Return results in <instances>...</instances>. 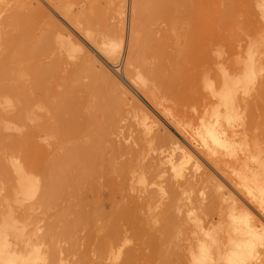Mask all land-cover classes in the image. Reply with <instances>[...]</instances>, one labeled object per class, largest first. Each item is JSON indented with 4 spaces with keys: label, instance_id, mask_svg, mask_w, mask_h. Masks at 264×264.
<instances>
[{
    "label": "bare ground",
    "instance_id": "obj_1",
    "mask_svg": "<svg viewBox=\"0 0 264 264\" xmlns=\"http://www.w3.org/2000/svg\"><path fill=\"white\" fill-rule=\"evenodd\" d=\"M43 1L0 0V154L33 143L38 164L25 172L13 161L17 193L9 156L0 155V175L11 172L3 181L12 182L14 199L37 196L22 210L38 211L63 189L77 208L70 197L63 213L75 209L79 220L99 215L94 222L112 214L110 224L97 225L105 233L95 244L97 264L111 257H122L121 264H230L247 255L250 233L264 232V110L252 116L256 99L264 102V80L252 55L242 69L227 67L225 32L236 11L231 18L227 0ZM255 2L264 18V0ZM122 6H130L129 28ZM85 186L90 200L83 204ZM126 192L134 193L129 206L116 211ZM9 198L0 197V219L15 213ZM17 224L0 225L5 262L81 258L75 247L42 251L39 236L29 253H16L10 237L23 235ZM132 228L149 234L144 247L126 249ZM247 258L264 264V246L257 242Z\"/></svg>",
    "mask_w": 264,
    "mask_h": 264
},
{
    "label": "rangeland",
    "instance_id": "obj_2",
    "mask_svg": "<svg viewBox=\"0 0 264 264\" xmlns=\"http://www.w3.org/2000/svg\"><path fill=\"white\" fill-rule=\"evenodd\" d=\"M39 2V5H43L42 4V2L44 3V1L42 0H38ZM234 1V3H232ZM254 1V2H253ZM256 0H232V2H230V1H228L227 0V10L229 11L230 10V12H231V18L232 17H234V15L236 16V17H234L233 18V21L231 20V18H229V20H231V21H227V32H225V35L227 36V55H225L226 57H227V67H230V65L231 64H233V65H231V66H233V67H235L236 65V67L235 68H240V69H242V67H245V61H246V59H248L249 58V56L250 55H252V56H254V59H255V65H256V68H257V70H261V68H262V71H260L261 72V79L262 80H264V76H263V74H264V18L261 16V12H260V10H259V8H258V5H257V2H255ZM230 3L232 4V7H231V5H230ZM129 4H131V0H129ZM233 6L235 7L234 9H233ZM249 6V7H248ZM248 7V8H247ZM250 7H252V8H250ZM238 8V9H237ZM251 10H250V9ZM253 10V11H252ZM122 11L124 12V14H123V18H126L127 19V25H128V28L129 27H131V24H132V22L130 21L131 20V11H130V6H122ZM234 11H236V13L234 12ZM255 11V12H254ZM235 14H234V13ZM232 13H233V15H232ZM243 13V15H241V14ZM240 14V15H239ZM241 16V18H239ZM262 17V18H261ZM236 18V19H235ZM237 18H239L240 19V21L242 22L243 21V23H240L239 22V20L237 19ZM250 19V21H249V19ZM237 21L238 20V24L237 23H233L235 20ZM249 24H248V23ZM252 22V23H251ZM240 23V24H239ZM243 24H246L245 25V28L243 27ZM231 25V26H230ZM242 25V26H241ZM248 25L251 27H249L248 28ZM253 25H255V26H253ZM235 27L234 29H238L237 31H235V30H232L233 31V33H232V31H230V28H232V27ZM246 26H247V28H248V30L246 29ZM167 27H168V25L166 26V23H162L161 24V26H160V29H161V31L163 32L164 30H166L167 29ZM229 27V28H228ZM239 28H240V30H239ZM241 28H242V30H244L245 32H243L242 30H241ZM239 31V32H238ZM242 31V32H241ZM231 32V33H230ZM248 33V34H247ZM238 34H241V35H238ZM159 35H160V33H159ZM237 36H240L239 38L237 37ZM242 36V37H241ZM232 37H234L233 39H232ZM237 38H238V41H237ZM234 41V42H233ZM255 43V44H254ZM248 47V48H247ZM246 49H247V51H246ZM170 50V49H169ZM170 51H172V50H170ZM238 54H239V56H238ZM231 56V57H230ZM240 57V58H239ZM248 57V58H247ZM259 58V59H258ZM240 61H239V60ZM245 60V61H244ZM234 61V62H233ZM236 61V62H235ZM237 61H239V62H237ZM244 62V63H243ZM261 62V63H260ZM242 66H241V65ZM244 65V66H243ZM260 65H261V67H260ZM260 67V68H259ZM263 72V73H262ZM260 79V80H261ZM148 81H150V84H152L151 83V80L150 79H148ZM131 89H132V87H130ZM133 91H134V89H132ZM172 91H173V89H171ZM175 91V90H174ZM177 91V90H176ZM175 91V92H176ZM204 91V90H203ZM135 92V94H137L138 95V93H136V91H134ZM206 92V91H205ZM177 94H180V92L178 91V93H176L175 95H177ZM133 97V99H134V96H132ZM136 97V96H135ZM130 98V96L128 97V99ZM132 99V100H133ZM260 99H262V98H258V99H256L257 101H258V104H259V110H258V108H257V106L258 105H256V107L255 106H253V109H252V111H253V113H252V116L254 115V114H256V112H257V114H259L262 110L261 109H263L264 110V102L262 101V100H260ZM135 100V99H134ZM136 100H137V98H136ZM135 100V101H136ZM255 100V101H256ZM138 101V100H137ZM134 102V101H133ZM263 102V103H262ZM167 104H169V105H172V103L171 102H168V103H166V105ZM150 107V106H149ZM254 108H256V109H254ZM250 109V108H249ZM249 109H248V111H249ZM251 110V109H250ZM250 112L251 111H249V114H250ZM165 119H166V117L164 116V115H162ZM262 116V115H261ZM261 116H259V118L258 119H260V117ZM160 117V116H159ZM256 117V116H255ZM254 117V118H255ZM258 117V116H257ZM158 119V118H157ZM253 120H256V119H253ZM256 121H259V120H256ZM256 123V122H255ZM253 124H254V121H253ZM252 124V125H253ZM258 124V123H257ZM29 125V126H28ZM33 125V122H28V124H27V128H29V127H31ZM27 128L26 129H24V132H26V130H27ZM172 129V128H171ZM172 131H174V130H172ZM5 133H7V134H10V135H13L14 134V136H16V135H19V132L18 131H15V130H5L4 131ZM10 132V133H9ZM24 134H26V133H24ZM185 140H187V142L193 147V148H195V152H197V154L199 153V155L200 156H202L203 155V158H206L205 157V155L203 154V153H201L200 152V150H198V148H197V146H196V144L193 142V141H191L190 139H185ZM193 142V143H192ZM27 147V149L25 148V147H22L20 150L18 149V150H11V149H6L5 150V152H4V150H3V153L5 154V156H4V154H0V155H2L3 156V158L5 157V158H7L8 156V158L7 159H5V164H6V166H8V163H10L9 164V168H10V166H11V168L10 169H12L13 171H14V168H13V164L14 163H19V164H21L22 166V168H24L23 170H25V172H27L28 170H30L31 171V167H32V169H37V166H38V164H36L37 163V161H35L36 159H35V154H33L34 153V151H32V149L33 150H35V148H34V144L33 143H31V145L29 144V146H26ZM29 147V148H28ZM25 148V149H24ZM31 148V149H30ZM201 148V147H200ZM28 149L30 150V151H28ZM27 150V151H26ZM11 151L13 152V155H11ZM14 151H15V153H16V155H18L16 158L14 157ZM26 152H28V153H26ZM9 154V155H7V154ZM21 153H23V154H25V155H23L22 156V158H21ZM15 155V156H16ZM198 155V156H199ZM10 156H11V159H10ZM13 156V157H12ZM28 156V157H27ZM31 157V160H30V157ZM32 156H34V157H32ZM199 156V157H200ZM25 157H26V160H27V162H26V160H24L25 159ZM18 159V160H14V159ZM34 158V159H33ZM200 158H202V157H200ZM9 159V160H8ZM199 160V159H198ZM13 161H14V163H13ZM21 161H22V163H21ZM25 161V162H24ZM30 162V163H29ZM26 163V164H25ZM35 164V166L33 165V164ZM12 164V165H11ZM26 166H25V165ZM29 164V165H28ZM24 166V167H23ZM33 167H35V168H33ZM26 168H27V170H26ZM216 168V167H215ZM209 169V168H208ZM207 169V170H208ZM11 170V171H12ZM35 170H33V171H35ZM213 171H214V169H212ZM216 170V169H215ZM7 171H10L9 169H7ZM29 171V173L30 174H32L31 172ZM209 171H211L210 169H209ZM37 172H39L38 170H37ZM216 172V171H215ZM217 172H218V170H217ZM9 173H11V172H9ZM8 172H7V176H1L0 175V178L2 177V181H3V179L4 178H6L7 177V179H9V180H11V176L13 175V173H15V171L14 172H12V175H10ZM36 172H34V174H35ZM219 174H221V173H219ZM35 175H40V173H36ZM222 175V174H221ZM10 178H9V177ZM220 176V175H219ZM12 178H14L13 180H11V181H14L15 179V181H16V191H17V193L19 192V189H20V187H19V183H17V181H18V176H17V174L15 173L14 174V177L12 176ZM223 178V179H222ZM7 179H5V182L7 181ZM221 179L223 180V182H225L226 183V185H227V177H222L221 176ZM0 180V197H1V199H2V197L3 196H6V194H8L9 195V197L11 196V198H12V196H13V198L12 199H10L9 198V200H8V202H10V209L13 211V212H15V213H10V212H6L7 214H5L4 215V217L2 216L1 217V219H0V221H1V223H0V225H2L3 224V221H6V220H9V221H11V222H13L14 224L16 223H18L17 225L22 229V234L23 235H20V234H17V233H15V234H12L13 236H11L10 237V241H11V249L13 248V249H15V252H16V250H17V252L16 253H25L26 252V254L27 253H29L31 250H32V248H33V246H35V244L37 245V239H38V236H39V239H38V245H40L39 247H40V249L42 250V251H44V252H52L51 250L55 247V246H58V247H61V248H63V249H68V248H70V247H75V248H77L78 249V254L80 255L82 252V255H81V258L82 257H84V258H80L79 259V256H76V257H73V258H70L69 257V259L67 260V264H97L98 263V261H99V258H98V256H97V253H96V251L97 250H95V249H97V248H95V244H96V247H97V242L98 241H100V239H103L104 237H105V233L102 231H100V229L98 228V226L100 225H102L101 224V222L103 223V225L105 226L106 224H104L105 223V221H106V223L107 224H110L112 221V219H113V216H112V214L110 215L109 214V216H111V218L110 217H107L108 216V214H104L105 216H106V218L104 217V222L102 221V220H100L101 222H96V220H95V222L93 221L94 220V218L95 219H98L99 218V215L97 216V214H96V216L97 217H93V215H95V214H93V215H91V216H89V218H87V219H82L81 218V220H79L80 218V216H76V215H78L77 213L75 214V209H77L76 208V206H75V203H76V199L75 198H73L74 197V195H64L65 193H63L62 191H63V189H62V191L60 190V191H58L57 193V196H56V194H55V196L52 198L53 199V201H52V199H50L49 201H47V203H43V204H45L46 206H44L43 204H41V206L43 205L44 206V210L42 211V207L40 206V208L39 209H37L38 211H31L32 213H33V215H32V213L30 212V211H28L27 213H28V215H29V217L26 215L27 213H26V211L24 212V210H22V208H25L26 206H28V203H29V205H30V202H32L33 203V200L35 201L36 199H37V196L36 197H34V198H32V199H30V200H26V199H24V198H22V197H20V198H17V199H14V195L12 194L15 190L13 189L14 187H13V185H12V188H11V184H12V182H10V184H9V182H8V184L10 185H8L7 184V182L5 183L4 181L2 182ZM8 180V181H9ZM1 183H3L4 185H5V187H4V185L3 184H1ZM14 183V182H13ZM14 186H15V183H14ZM8 187V188H7ZM89 187H91V186H88V188ZM88 188L85 186V188H84V190L83 191H85V193H86V195L84 196V200L83 201H81L82 203L83 202H85V203H88L89 202V197L87 196V194H89L90 192H87L88 191ZM104 188H105V190H107V188H108V190H110V189H112V188H114V187H110V186H104ZM137 188H139V189H141L142 188V185H140V184H137ZM2 189V190H1ZM11 189H12V191H11ZM225 190H227L228 191V188H226ZM101 191H103V190H101ZM111 191V190H110ZM112 191H114V189H112ZM207 192H209L208 191V189L206 190ZM226 191V192H227ZM232 191V190H231ZM4 192H6V193H4ZM100 192V191H99ZM233 192H235L236 193V191H234L233 190ZM3 193H4V195H3ZM126 193H128V192H126ZM126 193H123L122 194V197H120L119 198V200L118 201H120V202H118V201H116L118 204L117 205H119L118 207H117V205L115 206V209H116V211H118L121 207L123 208V207H125L126 205H128L129 206V204H130V202H131V198H132V195L134 194V193H128V195L126 194ZM58 195L59 196H61V197H58ZM62 195H64L65 196V198H66V200L64 199V196H62ZM126 195V196H125ZM87 196V197H86ZM128 196V198H126ZM207 196V195H206ZM69 197V198H68ZM70 197H71V199H73V200H71L70 199ZM125 197V199H123ZM54 198H55V200H54ZM103 198H104V200H103ZM24 199V200H23ZM68 199H70V200H68ZM75 199V200H74ZM88 201H87V200ZM19 200V201H18ZM71 201V206H72V208H75L73 211H71V209L72 208H69L68 210L69 211H67L66 213H63V210H61V209H63V207L65 208V207H68L67 206V204H68V201ZM102 200H103V202H108L107 200H108V197L107 196H104V197H102ZM122 200V201H121ZM123 200H125V203H123L124 201ZM128 200H129V202H128ZM1 202V201H0ZM15 202V203H14ZM35 202H37V201H35ZM34 202V203H35ZM67 202V203H66ZM1 203H3V202H1ZM0 203V204H1ZM25 203H27L26 205H25ZM31 203V204H32ZM120 203V204H119ZM125 204V205H123V204ZM129 203V204H128ZM11 204L13 205V206H11ZM21 204V205H20ZM84 204V203H83ZM18 205H19V207H18ZM55 205V206H54ZM63 205V206H62ZM68 205H70V202H69V204ZM58 206V207H57ZM110 206H112L110 203L108 204V206H107V208L109 209V208H111ZM37 207V206H36ZM45 207H47V208H45ZM62 207V208H61ZM120 207V208H119ZM89 206H86V210H89ZM18 209V210H17ZM46 209V210H45ZM19 210H21V211H19ZM34 210H36V208L34 209ZM46 211V212H45ZM60 211H62L61 212V215H60ZM23 212V213H22ZM65 212V211H64ZM20 214V216H16L15 217V215L16 214ZM26 213V214H25ZM9 214V215H8ZM60 216H59V215ZM64 214V215H63ZM23 215V216H22ZM25 215L27 216V217H25ZM58 215V216H57ZM64 217H63V216ZM76 217H75V216ZM8 216V217H7ZM56 216H57V218H56ZM102 216V215H101ZM11 217H13V218H11ZM15 217V218H14ZM62 217V219L60 220V218ZM67 217V218H66ZM78 217V218H77ZM91 217V218H90ZM2 218H4L3 220H2ZM8 218H10V219H8ZM65 218H66V221H65ZM64 219V220H63ZM79 220V221H76V220ZM90 219H92V220H90ZM107 219V220H106ZM57 220H59V221H57ZM71 220V221H70ZM76 221L75 223H72L71 225H69L71 222H74V221ZM82 220H85V221H83L82 222ZM86 220H87V222H86ZM98 220V221H99ZM111 222H110V221ZM68 221H70V222H68ZM92 221L94 222V225L92 224ZM86 222V223H85ZM53 223V224H52ZM66 223H67V225H66ZM97 223V224H96ZM99 223V224H98ZM123 223V222H122ZM52 226H51V225ZM69 225V226H68ZM98 225V226H97ZM68 226V227H67ZM25 229V230H24ZM136 231V232H135ZM137 234V230H135V229H131V230H129V237H128V239H130L129 240V242H127V245H126V249H130V248H140V247H144L145 245H144V243H146L149 239V234H147V235H145V236H139V234L138 235H136ZM25 234V235H24ZM40 234V235H39ZM13 237V238H12ZM42 237H44V238H42ZM144 237V238H143ZM148 240H147V239ZM43 239H44V242L42 243V246H41V242L43 241ZM40 240H42L41 242H40ZM147 240V241H146ZM14 242V243H13ZM16 243V244H15ZM35 243V244H34ZM15 245V248L13 247ZM94 245V246H93ZM16 247H17V249H16ZM43 248V249H42ZM12 249V250H13ZM28 250V251H27ZM49 250V251H48ZM94 250V251H93ZM14 251V250H13ZM49 252V253H50ZM95 252V253H94ZM85 254V255H84ZM87 254V255H86ZM84 255V256H83ZM96 258V259H95ZM112 258V260H107V261H104V263L106 264V263H108V264H121V262H122V257L120 258V259H118V260H114L115 258H113V257H111ZM110 258V259H111ZM96 262V263H95ZM51 264H54L55 262H53L52 263V261L50 262ZM49 262H45L44 264H50ZM58 263V262H57ZM56 263V264H57ZM137 264H139V263H137ZM161 264V263H160Z\"/></svg>",
    "mask_w": 264,
    "mask_h": 264
},
{
    "label": "snow or ice",
    "instance_id": "obj_3",
    "mask_svg": "<svg viewBox=\"0 0 264 264\" xmlns=\"http://www.w3.org/2000/svg\"><path fill=\"white\" fill-rule=\"evenodd\" d=\"M252 236V239L249 241L247 244V255H242L240 258L230 261V264H248V256H250L256 247L257 242L260 244V246H264V232H261L258 235H253L250 233ZM0 254H2V250H0ZM0 264H19L18 261H7L5 262L3 259H0Z\"/></svg>",
    "mask_w": 264,
    "mask_h": 264
}]
</instances>
